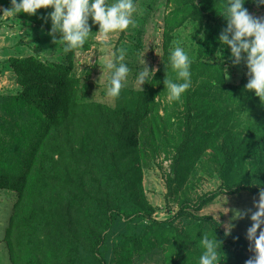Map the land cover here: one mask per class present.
Returning <instances> with one entry per match:
<instances>
[{
    "label": "trees",
    "instance_id": "1",
    "mask_svg": "<svg viewBox=\"0 0 264 264\" xmlns=\"http://www.w3.org/2000/svg\"><path fill=\"white\" fill-rule=\"evenodd\" d=\"M168 1L175 4L164 18L153 79L114 107L79 99L83 83L72 73L73 54L88 50L87 40L67 52L65 63L32 54L8 58L21 87L11 99L38 116L21 120L30 133L19 140L26 150L16 146L10 156L11 146L0 145V157L12 163L0 169V189L16 192L4 236L11 264H140L155 256L159 264H199L205 235L221 242L218 264H244L251 256L241 234L225 236L220 220L198 211L222 193L258 195L264 188V99L244 89L247 76L228 83L224 62L199 59L190 64V88L161 106L165 82L177 79L169 61L175 29L187 20L213 22L199 48L210 57L226 25V0ZM244 7L264 9L251 0ZM42 23L51 26L48 18ZM89 25L92 36L98 25L91 18ZM244 107L256 113L242 123L235 113ZM161 152L170 159L167 197L178 201L165 219L153 216L141 178V164ZM200 161L221 183L194 199L188 190Z\"/></svg>",
    "mask_w": 264,
    "mask_h": 264
},
{
    "label": "rangeland",
    "instance_id": "2",
    "mask_svg": "<svg viewBox=\"0 0 264 264\" xmlns=\"http://www.w3.org/2000/svg\"><path fill=\"white\" fill-rule=\"evenodd\" d=\"M174 4L168 0H138L135 4L136 11L133 13L134 26L130 25L123 31L110 33L106 44L98 41L97 32L92 36L89 34L87 41L91 43L90 48L88 50H76L73 54L72 73L80 76L81 83H83V88L79 89L80 100L97 101L114 107L119 102L118 98L127 100L136 95L140 89L136 84L135 77L142 70V59L149 69L153 67L157 69L161 63L164 18L171 12ZM10 6V0H0V9ZM248 10L255 16H264V9L250 8ZM49 11H51L50 8H40L32 15L21 12L8 19L0 16V145L7 142L11 146L9 149L10 156L15 153L16 146L23 147L22 144H19V140H27L30 134L25 123L21 120L33 122L38 116L36 117L35 113H30L29 110L17 106L11 99L21 87L16 81V75L10 67L8 58L15 55L32 54L37 55L43 61L67 62V53L63 51L62 42L60 40L53 41L52 37L48 35L51 26L45 27L42 23L47 22ZM33 19H40L42 22H35ZM212 25L213 22L208 20H204L202 23L192 20L185 21L173 32L171 48L182 47L191 61L201 59L209 64L224 62L222 70L225 80L228 83L236 84L242 77L246 76L247 70L243 61L238 65L231 64L227 46L222 48L220 45L210 57H201L199 48L204 46L207 31ZM53 35L59 39V33H53ZM121 48L125 49L124 62L128 64L130 73L120 95L116 98H110L106 95L107 70L104 67V62L113 53L118 54L117 50ZM147 82L142 84V89ZM160 100L161 106L169 102L167 93ZM160 113H163V110H160ZM255 113V108L250 111L244 107L237 110L235 117L243 123L248 122ZM26 149L27 145L23 147V150ZM13 150L14 152H12ZM169 165L170 159L163 152L149 163L141 164L144 195L147 201L156 208L153 216L157 219L169 218L178 209V201L175 195L172 193L171 196L167 197L166 176L170 172ZM3 168L7 171L11 170L12 163L7 164L0 157V169ZM210 169L203 161L196 165L191 175L190 182L192 181V183L188 190L190 197L196 199L200 194L215 190L220 185V178L216 173H210ZM257 199L258 195L245 190L233 194L222 193L212 202L204 205L198 212L211 214L220 220L224 230L227 223H233L234 227L230 231L237 232L245 238L246 229L251 224L248 218L250 215L248 210L255 211L253 201ZM15 200V191L0 189V264H11L4 236ZM224 208H227L228 211H224ZM233 209L245 212L244 217L230 220ZM176 222L179 226L181 225L178 220ZM257 231L259 232V229ZM246 241L247 252L252 256L251 242L247 239ZM158 257L155 256V258L140 264H159Z\"/></svg>",
    "mask_w": 264,
    "mask_h": 264
},
{
    "label": "clouds",
    "instance_id": "3",
    "mask_svg": "<svg viewBox=\"0 0 264 264\" xmlns=\"http://www.w3.org/2000/svg\"><path fill=\"white\" fill-rule=\"evenodd\" d=\"M256 6L264 5V0H251ZM245 0H226L222 16L226 25L216 39L222 47L227 46L230 52L231 64L238 65L243 61L246 67L247 82L245 90H251L264 99V16H255L244 7ZM10 7L0 9V16L8 19L24 12L35 14L37 9L50 8L47 18L50 20L48 35L53 41L60 40L65 53L82 48L90 30L89 19L98 25L97 39L100 43H107L110 33L127 29L135 24L133 13L136 11L134 0H114L109 4L106 0H10ZM59 33V39L53 35ZM118 54L107 58L104 67L107 70L106 95L116 98L127 82L130 68L125 60V49L117 50ZM169 61L176 72L177 79L167 80V98L177 101L190 88L192 79L191 60L182 47H175L170 53ZM142 70L135 77L138 88L142 91V84L153 76L157 69H149L142 59ZM255 211L248 210L251 224L246 229L245 238L251 242L250 251L253 253L244 264H264V188L258 192V199L253 201ZM221 207V204H220ZM224 211H228L224 208ZM245 212L232 210L230 220L243 218ZM234 224L229 222L225 227V236L230 234ZM259 229V232L257 231ZM220 241L203 236L201 244L203 252L199 257V264H218Z\"/></svg>",
    "mask_w": 264,
    "mask_h": 264
}]
</instances>
